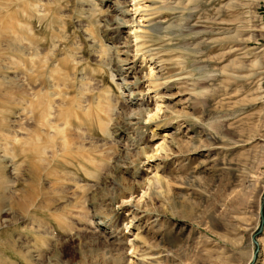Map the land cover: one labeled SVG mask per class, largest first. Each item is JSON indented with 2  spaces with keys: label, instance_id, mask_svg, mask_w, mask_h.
I'll use <instances>...</instances> for the list:
<instances>
[{
  "label": "rangeland",
  "instance_id": "rangeland-1",
  "mask_svg": "<svg viewBox=\"0 0 264 264\" xmlns=\"http://www.w3.org/2000/svg\"><path fill=\"white\" fill-rule=\"evenodd\" d=\"M139 1L135 42L113 21L131 19L132 0H0V82L25 80L10 103L0 90V264H264V37L228 39L264 26V0ZM42 89L54 111L101 102L106 114L91 130L72 117L59 147L75 155L35 166L30 103Z\"/></svg>",
  "mask_w": 264,
  "mask_h": 264
},
{
  "label": "bare ground",
  "instance_id": "bare-ground-1",
  "mask_svg": "<svg viewBox=\"0 0 264 264\" xmlns=\"http://www.w3.org/2000/svg\"><path fill=\"white\" fill-rule=\"evenodd\" d=\"M131 1V0H130ZM133 1V3H131V5H132V8H130V9H127V10H124L123 11V13H127V14H131V19L130 20H128V19H122V18H120V17H115L114 18V20L113 21H117L118 22V27H126V28H129L128 30H129V33H133L134 34V40H135V42H137V38H139V36H142V35H145V33H140L138 30H137V27H139V25H140V21H142L141 20V18L142 19H147L146 18V16L148 15V13L146 12L147 11V9L145 8L146 7V5L144 6L143 4H141V2L139 1V0H132ZM241 1V0H240ZM240 1H238V2H240ZM237 2V3H238ZM258 1L257 0H249V3L253 6V7H256V5L258 4L257 3ZM241 3V2H240ZM243 3V2H242ZM245 3H246V1H245ZM126 4V3H125ZM240 5H242V4H240ZM248 5V4H247ZM252 6H250V8L252 7ZM259 6V5H258ZM227 7V6H226ZM249 8V9H250ZM132 9H134V10H132ZM132 10V11H131ZM251 10V9H250ZM121 11V10H120ZM252 11V10H251ZM134 12V13H133ZM136 12H138V17H137V15L135 16V13ZM253 12H254V10H253ZM252 12V13H253ZM255 13V12H254ZM249 16V15H248ZM256 18V17H255ZM255 18H253V19H255ZM252 19V20H253ZM247 20V19H246ZM257 20V19H256ZM256 20H254V21H256ZM245 21V20H244ZM248 21V20H247ZM247 21H245L246 23H247ZM251 21V20H250ZM222 23H224L225 25H232L231 24V22H222ZM244 23V22H243ZM251 23V22H250ZM249 23V25H246L247 27H246V29L247 30H249V31H251L252 32V36L251 37H248V38H242L241 37V35L240 34H235V35H233V36H230L228 39L229 40H235V41H244V40H248V39H255V40H258L260 37H264V26H262V25H258L257 23H253V24H250ZM110 24V23H109ZM152 25V23L148 26V25H146L145 27L147 28L148 27V29H146V31H148V30H150L153 26H151ZM242 25V24H241ZM244 25H245V23H244ZM264 25V24H263ZM238 27V26H237ZM153 29V28H152ZM118 31V30H117ZM145 31V30H144ZM240 32V31H239ZM242 33H244V32H242ZM241 33V34H242ZM243 35H245V34H243ZM247 37V36H246ZM20 40V39H19ZM29 41V40H28ZM250 41V40H249ZM3 43V42H2ZM246 43V42H245ZM253 43V42H252ZM8 44V43H7ZM236 44V43H235ZM247 44V43H246ZM26 45V44H25ZM125 45V44H124ZM127 45V44H126ZM9 46V45H8ZM22 46V45H21ZM20 45H16L15 44V46H13V48H15V49H18V50H20V51H24V49L21 47ZM236 46V45H235ZM10 47V46H9ZM25 47V46H24ZM137 48L135 49L136 50V55L138 56V45L136 46ZM238 47V46H237ZM247 47V46H246ZM14 49V50H15ZM28 53H31V54H27V52H26V54L27 55H29L28 57H30V59L31 60H33L34 59V57H35V53L33 52V50L31 49V48H29L28 47ZM232 49H233V47H232ZM238 49H240V47L238 48ZM260 49V48H259ZM13 50V49H12ZM233 50H235V49H233ZM239 51V50H238ZM243 51H244V49H243ZM250 51V50H249ZM231 52V51H230ZM241 52V51H240ZM246 52V51H245ZM244 52V53H245ZM253 52V51H252ZM242 53V52H241ZM240 53V54H241ZM248 53H250V52H248ZM25 54V55H26ZM145 56V55H144ZM250 56V55H249ZM136 57V56H135ZM245 57V56H244ZM0 58H1V56H0ZM145 57H143V61H145ZM242 59V58H241ZM9 60V59H8ZM254 60H255V58H254ZM136 61V60H135ZM152 62V63H150L149 65H148V68H149V71H148V74L149 75H151V76H154V77H158L157 75H156V73H154L155 71H154V68L155 67H157V61L154 59V57L152 56L151 58H149V61L148 62ZM9 62H10V60H9ZM13 64H14V62H13ZM25 64V63H24ZM34 64V63H33ZM153 64V65H152ZM256 63H253V65H255ZM237 66L238 65H234V67L233 68H236L237 69ZM17 67V66H16ZM19 67V66H18ZM132 67V66H131ZM259 67V66H258ZM6 68V67H5ZM11 68V67H10ZM239 68H241V67H239ZM14 71V70H13ZM18 71V70H17ZM11 73H12V71H11ZM27 73V72H26ZM127 73V72H126ZM8 74V73H7ZM16 74V73H15ZM6 76V75H5ZM4 78V77H3ZM11 78H9V80H10ZM120 79H123V76H122V78H120ZM1 80V79H0ZM16 81H15V83H14V86L13 87H9L7 84H8V82L7 83H5V82H0V90L1 89H4V91L6 90V97H5V101H7V102H9L10 103V101H11V95L13 94V92H16V94H20V91H22V88H21V86H22V84H23V82L25 81L24 80V78H22V77H18V78H16L15 79ZM4 81V80H3ZM7 81V80H6ZM48 82H50L51 84H53L55 81H54V79L53 78H50L49 80H48ZM151 82H153L154 83V85L153 86H157L159 83L158 82H156L155 83V80H151ZM27 85H28V83H27ZM29 86V85H28ZM27 87V86H26ZM56 87V86H55ZM33 88V87H32ZM155 88V87H154ZM25 89V88H24ZM41 89V88H40ZM51 89V88H50ZM25 91V90H24ZM30 91V90H29ZM54 91V90H53ZM27 92V91H26ZM5 92H3V94H4ZM32 93L34 94V98H33V100L31 101V103H30V105H31V111H34V114H35V131H34V134L32 135V138H31V146H30V144L27 146V150H28V152H29V154L31 155V157H32V160H33V164L36 166L37 165V163H36V160L37 159H43V158H46V157H49V159H51V160H53L54 158H62V157H65L66 156V154H68V156L69 155H71L72 157H73V154H72V149L74 148V143H73V145H71V143H70V145H69V147L67 146V147H65L64 149H62V148H60L59 147V144H60V142H66L67 141V138H68V136L67 135H64L63 134V132H64V128H65V126L67 125V124H71V123H73L72 122V117H79V121H78V119H77V121L79 122V123H73V124H77V126L78 125H82V124H84L85 126H87L88 128H90V130H91V128L93 129V128H95V125H96V123H99L100 121L99 120H101L100 118L102 117L101 116V113L103 112V113H105L104 112V105L102 104L101 105V102L99 103V104H95V105H93L92 107H90V109L89 110H86V111H84L85 113L84 114H82V116L81 115H79L78 113H77V111L75 110V108H73V107H67V108H61V109H56L55 111L53 110V108H55L54 106H55V104H54V101H55V94L52 96L48 91H45L44 89H42V90H39V91H32ZM157 94V92L156 93H154V99H155V105H154V111L148 116L149 117V119H150V122L151 121H153L155 118H158L159 116H160V111H161V109H162V106H161V104L159 103V99H161L162 98V96L161 95H156ZM1 95H2V93H1ZM21 95V94H20ZM3 96V95H2ZM1 96V97H2ZM29 96V95H28ZM31 96V95H30ZM29 96V97H30ZM1 97H0V99H1ZM18 97V96H17ZM93 97V96H92ZM151 96H148V98H150ZM3 98V97H2ZM23 98V97H22ZM31 98V97H30ZM12 99H14V97L12 98ZM18 99V98H17ZM142 99V98H141ZM143 99L145 100V98L143 97ZM3 100V99H2ZM20 100H22V99H20ZM98 100V99H97ZM143 100V101H144ZM18 101V100H17ZM3 102H4V100H3ZM15 102V101H14ZM26 102V101H25ZM57 102V101H56ZM91 102V101H90ZM142 102V101H141ZM146 102V101H145ZM18 103V102H17ZM17 103H15V105L17 104ZM21 103V102H20ZM86 103H87V99H86ZM2 104V103H1ZM19 104V103H18ZM88 104V103H87ZM91 104V103H90ZM89 104V105H90ZM7 105H9V104H7ZM12 105V104H11ZM10 105V106H11ZM29 105V104H28ZM72 104H69L68 106H71ZM80 105H82V104H80ZM88 105V106H89ZM26 106V105H25ZM24 106V107H25ZM78 106H79V104H78ZM103 106V107H102ZM20 107V106H19ZM23 107V108H24ZM27 107V106H26ZM25 107V108H26ZM80 107H82V106H80ZM86 107V106H85ZM1 108V107H0ZM8 107L6 106V109H7ZM87 108V107H86ZM1 110V109H0ZM8 110H9V108H8ZM84 110V109H83ZM132 111H134L133 109H131ZM7 111V110H6ZM10 111H12L13 112V110H10ZM10 111H8V112H10ZM132 111H129V112H126V115L127 116H131L132 115ZM2 113H3V111H1ZM0 112V113H1ZM26 112V111H25ZM30 112V111H29ZM79 112H81L80 110H79ZM14 113V112H13ZM20 113H21V111H20ZM82 113V112H81ZM80 113V114H81ZM9 114V113H8ZM15 114V113H14ZM106 114V113H105ZM24 115H26L25 113H24ZM4 116V115H3ZM12 116V115H11ZM31 116V115H30ZM101 116V117H100ZM14 117V116H13ZM20 117V116H19ZM22 119V118H21ZM103 119V118H102ZM11 120V119H10ZM75 120V119H74ZM98 121V122H97ZM2 122V121H1ZM20 123V122H19ZM10 123L8 122V125H9ZM13 125V124H12ZM24 125V124H23ZM22 125V126H23ZM10 127V126H9ZM15 127V129L17 128L16 126H14ZM24 127V126H23ZM1 128V127H0ZM29 128V127H28ZM18 130H20L19 128H18ZM2 131V130H1ZM7 131H8V129H7ZM7 131H6V133H7ZM3 133L5 132V130L4 131H2ZM1 132V133H2ZM13 132V131H12ZM25 132H26V130H25ZM6 133H5V135H6ZM9 133V132H8ZM7 133V134H8ZM42 133H43V136H42ZM2 135V134H1ZM13 136V135H12ZM163 136H164V138H163V141L164 142H161V145H160V148L161 149H165L166 148V140H165V138H167L166 136H169V134H163ZM3 137V136H2ZM19 137V136H18ZM4 138V137H3ZM2 138V139H3ZM12 138V137H11ZM29 138V137H28ZM72 138V137H71ZM5 139H7V137L6 138H4L2 141H4ZM21 139V138H20ZM11 140V139H10ZM11 141H13V140H11ZM22 141V140H21ZM20 141V142H21ZM13 142H15V143H19V149H23L21 146H20V142L18 141V138H14V141ZM69 142H71V141H69ZM5 143H7L8 144V142H7V140H5ZM94 143L95 142H92V141H90V143H89V148H86L87 150H90V152L87 154V155H85V158L87 159V160H89V161H87V160H85V161H87L88 162V164L89 163H91L93 160L92 159H94L95 157H93L91 154L92 153H94L93 152V150L94 151H96V146H94ZM2 144H4V142H2ZM6 144V145H7ZM67 144H68V142H67ZM6 145H4V147L6 146ZM16 145V144H15ZM82 145V144H81ZM81 145H77V146H75V149L76 148H83L84 146H81ZM214 145V144H213ZM8 146V145H7ZM18 146V145H17ZM22 146H23V143H22ZM3 147V148H4ZM12 147V146H11ZM85 147H87V146H85ZM214 147H216V146H212V148H214ZM3 148H1V149H3ZM9 148V147H8ZM7 148V149H8ZM14 149H15V146H14ZM74 149V150H75ZM85 149V148H84ZM17 150V152H18V149H16ZM24 150V149H23ZM27 150H26V152H27ZM4 151V150H3ZM8 151H13L12 149L11 150H8ZM2 152V150L0 151V153ZM97 152V151H96ZM20 153V152H19ZM18 153V154H19ZM27 154V153H26ZM95 154V153H94ZM5 155V154H4ZM20 155V154H19ZM75 155V154H74ZM96 155V154H95ZM16 156V155H15ZM21 156H23V155H21ZM25 156V155H24ZM76 156H78L77 154H76ZM76 156L74 157V158H76ZM80 156H81V154H80ZM79 156V157H80ZM17 157V156H16ZM16 157H13L14 159H16ZM19 158V157H18ZM22 158V157H21ZM24 158V157H23ZM25 158H26V156H25ZM73 158V159H74ZM14 159H13V161H14ZM27 159V158H26ZM77 160H79V159H77ZM90 160H92L91 162H90ZM95 160V159H94ZM10 161V160H9ZM12 161V160H11ZM20 161V160H19ZM11 163V162H10ZM20 163V162H19ZM22 163H23V161H22ZM21 163V164H22ZM83 163H85V162H83ZM12 164V163H11ZM17 164H18V162H17ZM28 164V163H27ZM78 164H79V162L77 163V166H78ZM86 164V163H85ZM91 164H93V163H91ZM74 165V164H73ZM73 165H70V167L71 166H73ZM13 166V165H12ZM19 166H20V164H19ZM86 166H87V164H86ZM27 168V167H26ZM81 168V166L79 167V169ZM88 168V167H87ZM13 169H15V167L13 168ZM18 169H20L19 167H18ZM75 169V168H74ZM77 169V168H76ZM82 169V168H81ZM80 169V170H81ZM78 170V169H77ZM90 170V169H89ZM19 171V170H18ZM22 171V170H21ZM84 171V170H83ZM27 173H28V171H27ZM16 174V173H15ZM22 174V173H21ZM23 175V174H22ZM31 175V174H30ZM62 175V174H61ZM29 176V175H28ZM53 176V175H52ZM55 176V175H54ZM16 177V176H15ZM89 178H91V177H89ZM58 179H59V177H58ZM70 179V178H69ZM68 179V180H69ZM158 179V177L156 176V175H153V176H150V177H148L147 178V182H148V184H152V182H155V180H157ZM94 180V179H93ZM56 181H58V180H56ZM60 181V180H59ZM69 182V181H68ZM74 181H72V183H73ZM76 182V181H75ZM74 182V183H75ZM158 182V181H157ZM56 183H58V182H56ZM24 184V183H23ZM77 184H78V181H77ZM75 185V184H74ZM79 185V184H78ZM30 187V186H29ZM70 187H71V185H70ZM74 191V190H73ZM143 193H145V191L143 192ZM26 199V198H25ZM77 202V201H76ZM25 203V202H24ZM85 203V202H84ZM15 204H16V202H15ZM10 205V204H9ZM82 205V204H81ZM17 206V205H16ZM12 207V206H11ZM18 207H19V205H18ZM82 207V206H81ZM8 208V207H7ZM9 209V208H8ZM16 209V208H15ZM20 209H21V207H20ZM22 209H24V208H22ZM21 209V210H22ZM14 210V209H13ZM1 211H2V209H1ZM10 210H8V212H9ZM6 212V211H5ZM21 212V211H20ZM27 213H29V212H27ZM134 216H136V215H134ZM105 224V223H104ZM116 235V234H115ZM112 238H113V236H112ZM133 240H139V234L136 232V233H134L133 234V238H132ZM256 240V242H257V244L259 243H261V239H255ZM138 245L135 243V242H132L131 243V254H133V257L134 258H136L137 259V262H141V260H146L145 259V257H144V255H146L144 252L143 253H141L140 251H139V249H138ZM137 256H136V255ZM141 254V255H140ZM256 254H257V252H256ZM153 255V254H152ZM157 255H159V254H157ZM253 255H254V252H253ZM158 257V256H157ZM150 258V257H149ZM152 258V257H151ZM153 258H155V257H153ZM152 258V259H153ZM130 261H132V260H130ZM132 262H134V261H132ZM159 262V261H158Z\"/></svg>",
  "mask_w": 264,
  "mask_h": 264
}]
</instances>
